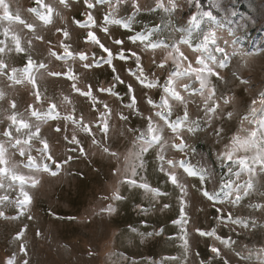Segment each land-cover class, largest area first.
<instances>
[{
  "label": "rangeland",
  "instance_id": "1",
  "mask_svg": "<svg viewBox=\"0 0 264 264\" xmlns=\"http://www.w3.org/2000/svg\"><path fill=\"white\" fill-rule=\"evenodd\" d=\"M45 3L55 9L53 22L49 25H44L35 14L27 11L29 7H38L34 0H4V4L0 5V16L3 17V21L0 22V40L5 42L0 47L7 46L5 53L0 54V60L8 64L9 69L24 66V58L14 51H9V49L14 48L12 38L18 36L27 52L37 62L46 63L50 70L66 71L71 67L79 76L78 86L80 88H86L89 84L93 89L112 87L113 74L110 67L101 59L100 49L83 42L86 30L78 27L74 22H86V13L90 12L94 15L97 24H102L106 14V5H97L93 9H88L85 0H69L67 7L60 4L59 0H45ZM140 3L151 4L153 0H140ZM200 4L203 10L211 11L217 20L225 26V29L229 27L236 29L237 25L247 22L246 29L237 30L235 38L227 37L226 32H221L220 35L234 39V43L228 46L229 52L235 47L255 55L248 58L247 67H241L243 62L239 56L231 57L230 66L221 70L226 81L220 86L221 94L226 93L229 88H233L236 96V100L230 105V110L234 112V118L224 125L226 129L225 138L216 144L215 140L211 138L210 131L202 132L195 140H189L193 151L179 153L169 150L167 151V158L176 161L183 160L194 167L205 166L215 173L217 181L221 179L224 181L235 180L236 178L229 172V168H232L233 171H239V166L227 160L221 162L218 158V152L223 149L227 138L235 131L241 116L247 115L246 109L250 100L258 97L264 91V0H209V4H206L208 8L203 6L201 1ZM243 5L245 6L244 12L240 8ZM187 11L188 9L185 8V15H187ZM8 12L13 14L12 22H9ZM128 12V7L121 5L119 10L114 13V17L127 19ZM20 17L26 20L28 24L34 25L35 33L30 32L25 24L16 22ZM163 20L164 14L161 11H145L137 15L131 30L109 24L111 36H106L99 31V28L96 31L102 42L113 52H116L119 46L114 45L112 40H122L127 50L135 51L142 56L143 66L150 79L158 77L163 80L164 74L159 69L156 70L155 76L150 74L152 65L149 56L142 52L143 44L140 41L133 42L130 39L137 32H144L145 26L157 25L163 30ZM175 23L176 25L183 24L185 20L177 18ZM57 28H67L71 34L70 43L73 51H85L90 59L94 55L95 59L100 61L99 66L85 70L78 59L75 61L68 60L65 63L50 56L49 45L37 41L34 37L36 35L42 36L45 41L51 42L53 50L61 53L62 49L57 46L61 39L56 32ZM203 28L206 29L207 25H203ZM5 30H7V36L4 35ZM192 31L195 33L199 29L193 28ZM179 36L180 33L177 32L172 38L178 39ZM163 38L162 35L152 37L153 40ZM28 41L32 42L31 47H29ZM189 55H191L190 52ZM157 58H159V52ZM114 63L118 69L117 74L124 83L115 84L116 96L107 93L102 94L99 91H96L95 95L99 101L107 103L111 108L113 113L110 119L112 145L117 147L120 152H124L130 145L133 136L138 135V133L124 131V136H121L120 132L128 127L144 130L141 117H138L134 111L129 112L123 107L124 104L130 102L127 86L132 85L135 88V95L139 100L138 108L144 116H148L150 109L143 97L147 93L159 103L162 85L160 89L145 90L139 86L136 77L130 74L137 73L133 59L126 61L116 59ZM234 72L238 73L242 79L247 80L248 85L241 86L234 79ZM35 75L39 87L45 95L44 104L38 107L46 109L47 98L51 97L62 113L65 110L71 111L74 107L76 116L83 115L85 121L94 117L98 118L99 111L91 109L90 101L72 91L71 81L49 77L43 69L35 71ZM10 83L6 76H0V90L6 94V97L0 100V133L4 131L8 123L5 117L9 114L7 112L9 100L17 101V112L25 120H28L33 126L39 123L30 116L29 112L25 111V102L30 99L27 88L24 85L10 87ZM62 95L69 96L72 104L67 106L62 104ZM195 100L200 103L198 97ZM99 110H103L102 104ZM121 111L128 115L126 123L116 115ZM177 111L181 110L177 109ZM189 111L193 117L197 116L194 103L189 104ZM255 119H264V109L259 108V106H257ZM58 125L63 127L64 122L62 120L49 121L42 125L41 135L48 138L54 150H65L62 147L65 141L52 131ZM70 134L71 125H69ZM78 136L83 141V146L88 152V158L75 159L61 171L58 177L43 176L39 188L31 190L34 199L30 211L15 221L0 220V264H8L10 258L15 259L16 264H20L23 259H29L30 264H218V258L214 257L210 251L213 243L211 239L197 242V238L193 237L191 251L184 252L180 239L181 230L178 225L173 223L174 219H178L176 208L180 193L160 172L156 149L150 150L145 155V167L139 170L136 179L138 183L141 180L147 181L150 186L158 188L164 193L161 200L150 204L148 195L142 189L124 185L120 188L122 193L120 200L101 201L100 197L109 194L110 185L116 182L111 174L116 166V161L102 157L100 152L89 144L84 134L78 133ZM100 138L101 136L97 135V139ZM5 139L0 135V141ZM32 154L37 155L35 151ZM72 154L76 155L75 152ZM57 156L62 159L60 151H57ZM13 159L19 161L21 158L16 155ZM20 171L27 174L26 169L21 168ZM179 171L182 172L183 170L180 169ZM187 181L194 193H198L200 188L204 187L198 183V178L188 177ZM4 183L5 188L0 189V196L8 195L10 200L14 201L19 188L16 186L9 187L10 182L7 180ZM208 187L218 188V184ZM26 190H28L27 187ZM221 199H224L223 194H221ZM252 199L255 201L259 197L253 196ZM108 203L113 204L114 212L110 216L107 214L97 215L99 208ZM164 203L170 206L169 210H161V205ZM246 205L247 200L234 209L226 204L225 211H232L238 217L257 218L258 226L256 228H243L240 225L228 226L226 223L218 225L215 209L209 207L205 202L203 205L206 208L205 213L195 212L191 214L188 225L189 231L195 225L202 229L215 227L223 239L233 241L232 251L224 250L230 264H264V228L259 227V225L264 224V217H259V214L250 217L251 209L247 208ZM140 208H149L150 210L147 214H143L139 211ZM5 210L9 215H16V210L12 204H7ZM52 211L61 219L51 216L49 213ZM29 215L33 219L30 220ZM24 228H27V231L21 242L27 246V257L18 255L19 243L21 242L14 239L17 231ZM160 229H165L163 235H149ZM37 230L43 233L41 237L36 236ZM217 246L222 248L218 242ZM89 249L95 254L94 256L88 255Z\"/></svg>",
  "mask_w": 264,
  "mask_h": 264
},
{
  "label": "snow or ice",
  "instance_id": "2",
  "mask_svg": "<svg viewBox=\"0 0 264 264\" xmlns=\"http://www.w3.org/2000/svg\"><path fill=\"white\" fill-rule=\"evenodd\" d=\"M34 2L38 7H29L27 11L35 14L44 25L51 24L55 9L45 3V0H34ZM59 3L67 7L69 0H59ZM85 3L88 9H93L97 5H106V14L102 24L98 25L94 15L90 12L86 13V22H74L78 27L86 30L83 42L100 49L101 59L110 67L113 74L112 87L93 89L89 84L86 88H80L78 86L79 76L71 67L66 71L50 70L46 63L37 62L27 52L18 36L12 38L14 48L9 49V51H14L22 56L25 61L24 66L9 69L8 64L0 60V76L7 77V80L11 82L10 87L24 85L27 88L30 99L25 102V111L29 112L30 116L39 122L33 126L17 112V101H8L7 112L9 114L5 117L8 123L4 131L0 133L6 138L0 141V189L5 188L4 181L7 180L10 182L9 187L16 186L19 188V192L14 201L10 200L8 195L0 196V220L15 221L30 211L34 199L31 190L39 188L43 176L58 177L61 171L75 159L88 158V152L78 136V133H82L102 157L116 161V166L111 173L116 182L110 185L109 194L100 197L101 201L120 200L122 198L120 188L124 185L142 189L148 195L150 204L161 200L164 193L158 188L150 186L147 181L141 180L138 183L136 179L139 170L145 167V155L150 150L156 149L160 172L180 193L176 208L178 219H174L173 223L178 225L181 230L180 239L184 252L191 251L193 237L197 238V242L211 239L213 243L210 251L214 257L218 258V264H230L224 250L231 252L233 241L223 239L215 227L202 229L195 225L189 231L188 225L192 213L206 212V208L203 206L205 202L209 207L215 209L218 225L226 223L228 226L240 225L243 228H256L258 226L257 218L238 217L232 211H225L226 204L234 209L241 206L245 200H247L246 207L251 209L250 217H255L256 214H259V217H264V119H255L257 106L264 109V91L258 97L250 100L246 109L247 115L241 116L235 131L227 138L223 149L218 152V158L221 162L227 160L239 166V171H233L232 168H229V172L235 176V180L224 181L221 179L217 181L212 170L205 166L194 167L183 160L176 161L167 158V151L179 153L193 151L189 140H195L200 133L205 131H210L211 138L215 140L216 144L225 138L226 129L224 125L234 118V112L230 110V105L236 100V96L233 88H229L226 93L221 94L220 86L222 83H226L221 70L230 66L231 57L239 56L243 62L241 67H247L248 58L255 55L235 47L230 52L228 50V46L234 43V39L229 38H235L237 30L246 29L247 22L237 25L236 29L231 27L225 29V26L217 20L211 11L203 10L200 0H153L151 4H141L140 0H115V2L113 0H85ZM3 4L4 0H0V5ZM121 5H126L129 9L127 19L114 17V13L119 10ZM185 8L188 9L187 15H185ZM145 11H161L164 14L163 30L157 25L145 26L144 32H137L130 39L133 42L140 41L143 44L142 52L149 56L152 65L150 74L155 76L156 70L159 69L164 74L163 80L158 77L150 79L143 66L142 56L135 51L127 50L122 40H112L114 45L119 46L116 52H113L97 35L96 30L99 28L100 32L106 36H111L109 24L131 30L137 15ZM7 15L9 22H12L13 14L8 12ZM177 18L185 20V23L176 25L175 20ZM2 21L3 17L0 16V22ZM16 22L25 24L30 32L35 33L34 25L28 24L22 17ZM205 24L207 25L206 29L203 28ZM193 28L199 29V31L194 33ZM56 32L61 37L57 44L62 49L61 53L53 50L51 42L45 41L42 36L36 35L34 38L49 45V55L58 61L67 63L68 60L75 61L78 59L85 70L99 66L100 61L96 60L94 55L90 59L85 51H73L70 43L71 34L67 28H57ZM177 32L180 33L179 38H172ZM221 32H226V36L229 38L220 35ZM4 35L7 36V30H5ZM157 35H162L164 38L153 40L152 37ZM31 43L28 41L29 47H31ZM4 44L5 42L0 40V45ZM6 47V45L0 47V54L5 53ZM158 52L159 58H157ZM116 59L120 61L134 60L137 73L130 74L136 77L139 86L143 89H160L162 85L159 103L147 93L143 97L150 109L148 116H144L138 108L139 100L135 95V88L132 85L127 86L130 102L124 104L123 107L129 112L134 111L138 117H141L144 130L128 127L120 132L121 136H124V131L138 133V135L133 136L130 145L124 152H120L117 147L112 145L110 119L113 113L111 108L107 103L99 101L95 95V92L99 91L102 94L107 93L116 96L115 84L124 83L117 74L118 69L114 63ZM40 69L45 70L49 77L71 81L72 91L90 101L91 109L99 111L98 118L94 117L85 121L83 115L76 116L74 107L71 111L65 110L62 113L51 97L47 98L46 109L38 107L45 102V95L41 91L35 75V71ZM233 77L241 86H247L249 83L236 72L233 73ZM197 84L198 86H195ZM5 97L6 94L0 90V100ZM197 97L200 103L196 102L195 98ZM61 103L67 106L71 105L72 101L69 96L62 95ZM193 103L197 109L196 117H193L189 111V104ZM101 104L103 106L102 111L99 110ZM177 109L181 111L178 112ZM116 115L121 121L125 123L128 121V115H125L123 111L116 113ZM61 120L64 122V126L58 125L52 131L65 141L62 146L65 150H54L48 138L41 135V128L49 121ZM69 125H71L70 135ZM97 135H100L101 138L97 139ZM33 151L37 155H33ZM57 151H60L62 159L57 156ZM73 152L76 153L75 156L72 154ZM16 155L21 158L19 161L13 159ZM21 168L26 169L27 174L21 172ZM180 169L183 171L180 172ZM188 177L198 178V183L204 187L200 188L198 193L192 192L191 185L187 181ZM217 184L218 188L208 187ZM221 194H223L224 199H221ZM253 196H257L259 199L254 201ZM7 204L14 206L16 215L7 214L5 210ZM169 208L167 203L161 205L162 211H167ZM149 210V208L139 209L143 214H147ZM113 212V204L108 203L101 206L96 214L110 216ZM49 214L56 219H61V217L56 216L54 211ZM28 218L33 219L31 215ZM259 227L264 228V224L259 225ZM26 231L27 228L18 230L14 239L21 242ZM164 231L165 229H160L149 235L161 236ZM42 235L43 233L37 230L36 236L41 237ZM217 242L222 248L217 246ZM18 255L28 256L27 246L22 242L19 243ZM88 255L94 256L95 254L89 249ZM8 264H16L15 259L10 258ZM20 264H30V260L23 259Z\"/></svg>",
  "mask_w": 264,
  "mask_h": 264
},
{
  "label": "trees",
  "instance_id": "3",
  "mask_svg": "<svg viewBox=\"0 0 264 264\" xmlns=\"http://www.w3.org/2000/svg\"><path fill=\"white\" fill-rule=\"evenodd\" d=\"M200 1L202 2L203 6L205 5L206 8H208L206 4H209V0H200ZM240 8L242 9V12H244L245 6L243 5Z\"/></svg>",
  "mask_w": 264,
  "mask_h": 264
}]
</instances>
